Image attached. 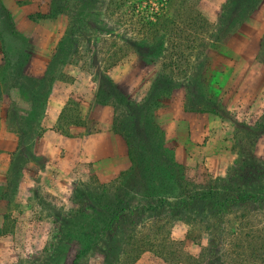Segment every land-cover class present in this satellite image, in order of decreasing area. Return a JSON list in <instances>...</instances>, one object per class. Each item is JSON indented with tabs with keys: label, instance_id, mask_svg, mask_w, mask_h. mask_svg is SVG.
<instances>
[{
	"label": "rangeland",
	"instance_id": "obj_1",
	"mask_svg": "<svg viewBox=\"0 0 264 264\" xmlns=\"http://www.w3.org/2000/svg\"><path fill=\"white\" fill-rule=\"evenodd\" d=\"M125 1L49 0L30 11L38 49L49 51L54 41L49 84L72 83L67 70L91 75L96 102L114 107L115 131L132 143L130 169L107 182L88 163L47 167L32 156L46 90L20 79L32 40L18 37L0 4V44L5 54H18L16 66L7 63L11 75L1 74L36 105L19 110L7 93L6 127L18 135L19 147L0 183V264H123L124 258V264H164L154 252L167 236L186 242L194 258L182 264H216L217 252L238 264L243 253L229 244L232 234L264 233V110L255 121L238 119L216 73L234 67L239 37L260 38L264 63L261 19L243 29L264 0H227L215 23L209 16L221 0ZM148 17L158 18L157 37L146 27ZM81 101L72 99L76 106ZM180 101L183 113L217 120L196 151L233 155L227 175L215 177L206 159L175 161L173 131L161 151L154 126L165 135L161 113L173 117ZM74 105L63 121L66 130L84 123ZM94 128L90 123L88 132ZM182 136L187 141L189 131ZM170 158L176 167L168 166Z\"/></svg>",
	"mask_w": 264,
	"mask_h": 264
},
{
	"label": "crops",
	"instance_id": "obj_2",
	"mask_svg": "<svg viewBox=\"0 0 264 264\" xmlns=\"http://www.w3.org/2000/svg\"><path fill=\"white\" fill-rule=\"evenodd\" d=\"M45 1L49 0H28L27 3H21L19 0H0L2 8L10 15L12 28L18 37L32 40L30 42L32 51L28 55L24 68L19 71L20 79L27 81L31 89L39 83L46 90L44 105L41 106V115L39 120L35 121L36 127L40 129V135L32 144V156L41 160L42 164L47 167L67 161L73 162L75 165L88 163L92 165L100 181H111L131 167L128 145L115 131V109L111 104L96 102L93 77L79 70L66 71L65 74L74 79L72 83L58 80L52 85L49 84L48 67L52 58L51 46L54 41L49 44V51L38 49L37 41L40 38H32V31L37 24L30 16V11H39V7H42V3ZM226 1L221 0L217 6L215 5L213 15L209 16L211 23L217 21ZM256 13L257 15L245 22L243 29L247 31L254 24L251 21L261 19L259 34L262 35L264 33V2L257 8ZM235 40L239 43H237L236 49L233 48L235 52L234 67L232 69L222 68L216 73L222 77L223 92L229 94L227 99L225 98V101L228 102L226 103L228 110H237L238 119L250 122L260 117L258 114L264 110V63L259 61L260 38L245 36ZM17 56L16 53L5 54L0 44V94L3 96V98L0 97V183L5 181L13 153L19 147L18 135L13 129L6 127V99H9L7 93L10 96L13 95L10 102H13L16 105L14 107L19 110L25 109L30 112L36 106L31 100L23 97L21 86L10 87L4 82L1 73L5 76L8 71V75H11L7 63L11 61L13 66H16L14 60ZM146 82L148 87L153 84L150 81ZM231 93L233 94L230 95ZM77 97L82 99L79 107L82 119L86 125L92 121L95 128L88 132L85 126H73L66 130L67 134H63L57 130L61 114L71 100ZM180 103L181 101L176 107L179 109L173 117L169 116L170 112L161 113V118H163L161 122L163 123L159 125L165 133L166 143L171 136L170 131H173L175 161L191 164L200 159H206L215 177L227 175L233 163V155L227 154L226 150L221 153L214 151L199 153L196 151L197 143L202 137L208 135V132L209 135L211 134V129L217 120L210 114L208 118V115L197 117L193 113H183ZM185 131H189L190 136L187 141L183 142L182 134ZM212 143L211 138L207 147H211ZM28 179L30 182L31 177H27Z\"/></svg>",
	"mask_w": 264,
	"mask_h": 264
},
{
	"label": "trees",
	"instance_id": "obj_3",
	"mask_svg": "<svg viewBox=\"0 0 264 264\" xmlns=\"http://www.w3.org/2000/svg\"><path fill=\"white\" fill-rule=\"evenodd\" d=\"M125 0H119V5L120 6H124L125 5ZM32 19V18H31ZM152 20H149L148 17V22L146 23V27L149 31L153 32L152 34L154 36H158L160 34L159 28L157 27L158 25V18H155L154 21L153 18H151ZM151 32H149L151 34ZM119 57L113 58L110 60L109 62V66H115L117 64V62H119L118 60ZM72 100L71 102L68 104V106L65 108V110H63L62 114H61V119H60V125L58 126V131L63 133V134H67L66 129L64 128V123L63 121L66 120L70 114V110H71V106L74 105V103L72 104ZM75 108L77 109V116L80 115V110L79 107L80 105L77 104L74 105ZM72 117V115H71ZM67 121V120H66ZM92 124L93 122L89 121V123L87 125H85V122L83 123H78L77 126L79 127H87V129L89 128V124ZM153 126L155 125L154 123H152ZM157 133L160 134L161 136V145H160V149L161 151L164 150V135L163 133L158 130L156 128V126H154ZM89 131H91L89 129ZM128 145H129V155L131 157V160L134 159L132 157L131 154V150L130 147H132V143L130 142V140L128 141ZM168 165L169 167L173 166L176 167V163L174 162V160L172 158H170ZM170 169V168H169ZM156 191H159L162 193L163 190H161L160 188L155 189ZM159 193V192H158ZM232 238L233 240H231V242H229V244L231 245V247H235V248H240L242 250V257L238 258V262L240 261V263L238 264H246L247 261H251V264H264V233L261 232L260 230H252L251 232H239V233H234L232 234ZM163 242L160 243V247L161 249H159L158 251H155L154 254H157L164 262V264H182V263H186L187 259L191 260L194 257L191 256L185 249V241H174L170 238V236H167V238H165L164 240H162ZM219 254L220 257V261L216 264H236L234 261L233 263L228 262V258L229 255L228 254H220V252H217ZM135 259H137L138 255H140V253H136L135 254ZM237 256H241V254H237ZM127 260H128V256H127ZM125 262V258L123 260V264ZM135 261H130V264H134Z\"/></svg>",
	"mask_w": 264,
	"mask_h": 264
}]
</instances>
